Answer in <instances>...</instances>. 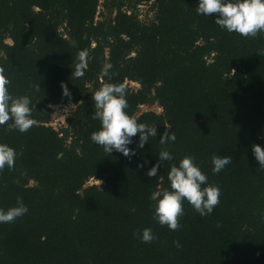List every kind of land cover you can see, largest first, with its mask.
Instances as JSON below:
<instances>
[{
	"label": "trees",
	"instance_id": "1",
	"mask_svg": "<svg viewBox=\"0 0 264 264\" xmlns=\"http://www.w3.org/2000/svg\"><path fill=\"white\" fill-rule=\"evenodd\" d=\"M141 5L149 7L146 20ZM196 6L0 0V69L13 96L30 97L35 120L23 133L0 126V143L17 153L14 167L0 170V208L17 198L28 208L0 224V264H264V168L252 153L253 144L264 147V32L229 33ZM85 49L84 75L73 77ZM105 63L113 65L109 76ZM106 83H122L125 111L157 126V137L130 157L90 140L100 128L91 96ZM56 105L74 106L59 129L50 125ZM154 105L162 112L139 113ZM165 130L175 142L159 143ZM132 140L136 148L138 135ZM165 148L173 159L149 178ZM185 155L219 187V203L200 216L185 201L182 227L171 231L153 219L150 195L169 189L170 167ZM213 155L232 162L214 174ZM143 228L156 239L133 236Z\"/></svg>",
	"mask_w": 264,
	"mask_h": 264
},
{
	"label": "clouds",
	"instance_id": "2",
	"mask_svg": "<svg viewBox=\"0 0 264 264\" xmlns=\"http://www.w3.org/2000/svg\"><path fill=\"white\" fill-rule=\"evenodd\" d=\"M196 13L198 15L211 16L216 25L229 33H235L243 37H254L264 32V0H197ZM79 63L73 77L84 75V61L87 50L78 53ZM111 63L103 64L101 73L110 75ZM113 75L115 73H112ZM10 81L0 69V126L6 125L9 130L21 133L29 130L35 124L31 116V100L27 95L13 96L9 89ZM39 89V85L34 86ZM64 96H70L65 85H61ZM95 103L96 111L94 119L100 121V128L91 133L90 140L99 145L104 152L112 153L114 150L124 156L136 154V149H142L148 143L150 137H157V126L140 123L130 116L125 110L128 108L126 90L122 83H106L97 89L91 96ZM11 120V123H8ZM136 148H130L132 138L137 137ZM175 132L165 130L160 134L159 143L165 145L175 142ZM252 153L261 168H264V147L258 144L252 145ZM16 150L5 143H0V170L5 166L14 167ZM173 155L165 148L158 153V161L147 170L146 175L156 177L161 162L171 161ZM232 162L231 156L213 155L211 159L212 172L219 173L226 165ZM145 163H148L145 161ZM143 167V165H138ZM169 189L163 192H153L150 207L153 209V219L161 226H167L171 231L182 227L179 217L183 215V204L189 203L200 216L210 215L214 207L219 203L220 189L218 186L207 183V176L200 166L195 163V158L185 155L178 165L173 164L167 174ZM28 212L27 206L20 198L16 205L8 209L0 208V224L12 223L17 218ZM219 227V224L217 225ZM133 236L141 243H151L156 239L151 228H143L133 231ZM177 247L179 242L174 241Z\"/></svg>",
	"mask_w": 264,
	"mask_h": 264
},
{
	"label": "rangeland",
	"instance_id": "3",
	"mask_svg": "<svg viewBox=\"0 0 264 264\" xmlns=\"http://www.w3.org/2000/svg\"><path fill=\"white\" fill-rule=\"evenodd\" d=\"M103 1V0H101ZM148 5H141L140 6V14H141V18L143 20H146L148 16H150V14L147 15L148 13ZM100 11L99 13H102L103 11V8L100 6ZM99 13H98V17H99ZM8 42H10L8 40ZM129 86L133 87L134 89L138 88L139 85L136 84V83H133V82H126ZM74 108V106L72 105H56V106H52L51 107V117H52V120H51V126H53L55 129H59L60 126H63L65 125V118H66V115L67 113L72 109ZM145 111H155V112H158V113H161L162 112V109L158 107V105H154V106H143L139 113L141 112H145ZM100 182L98 181H95V180H91L88 184H99Z\"/></svg>",
	"mask_w": 264,
	"mask_h": 264
}]
</instances>
